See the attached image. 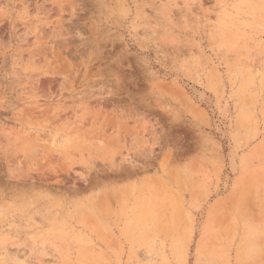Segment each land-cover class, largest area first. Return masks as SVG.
<instances>
[{"label":"rangeland","instance_id":"1","mask_svg":"<svg viewBox=\"0 0 264 264\" xmlns=\"http://www.w3.org/2000/svg\"><path fill=\"white\" fill-rule=\"evenodd\" d=\"M0 264H264V0H0Z\"/></svg>","mask_w":264,"mask_h":264}]
</instances>
